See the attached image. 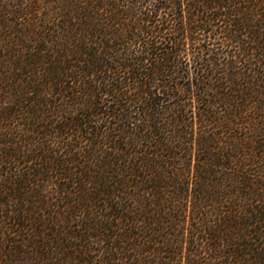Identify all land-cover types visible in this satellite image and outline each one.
<instances>
[{
  "label": "trees",
  "instance_id": "trees-1",
  "mask_svg": "<svg viewBox=\"0 0 264 264\" xmlns=\"http://www.w3.org/2000/svg\"><path fill=\"white\" fill-rule=\"evenodd\" d=\"M0 264H264V0H0Z\"/></svg>",
  "mask_w": 264,
  "mask_h": 264
}]
</instances>
